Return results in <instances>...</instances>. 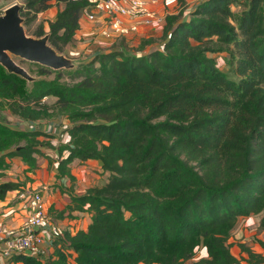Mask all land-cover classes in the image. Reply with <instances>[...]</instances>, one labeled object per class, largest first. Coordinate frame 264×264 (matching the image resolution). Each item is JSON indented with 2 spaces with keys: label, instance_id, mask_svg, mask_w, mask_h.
<instances>
[{
  "label": "trees",
  "instance_id": "16d2710c",
  "mask_svg": "<svg viewBox=\"0 0 264 264\" xmlns=\"http://www.w3.org/2000/svg\"><path fill=\"white\" fill-rule=\"evenodd\" d=\"M21 1L29 29L51 0ZM57 1L64 8L34 37L49 35L59 54L75 60L64 50L78 43L91 3ZM176 1L180 9L165 18L161 49L145 53L152 43L145 40L139 49L99 51L64 71L31 63L33 82L0 65V111L26 123H69L62 139L0 121V179L13 159L36 171L40 147L48 145L40 138H57L64 183L56 187L70 204L49 215L56 222L77 212L91 217L86 231H66L54 242L46 262L25 254L13 262L239 263L230 241L240 220L264 215V0ZM216 53L227 54L230 71L219 67ZM76 160L96 162L106 181L77 195ZM24 186L1 183L0 202ZM259 246L260 253L239 245L247 264H264V242ZM202 248L207 258L195 261Z\"/></svg>",
  "mask_w": 264,
  "mask_h": 264
},
{
  "label": "crops",
  "instance_id": "0c3cea01",
  "mask_svg": "<svg viewBox=\"0 0 264 264\" xmlns=\"http://www.w3.org/2000/svg\"><path fill=\"white\" fill-rule=\"evenodd\" d=\"M50 8L39 14L44 15L47 19V17H51L52 19L50 21H54L55 17L57 15V12L59 10H62L64 8L63 3H58L57 0H51L49 2ZM193 4H190L192 6ZM12 5H8L7 7H10ZM155 10L159 15L162 17H167L168 15L175 14L179 12V5L176 0H161L159 4H157L155 7ZM192 11V7L190 10L185 9L184 14L186 16L189 15V13ZM44 23V27L47 29L48 22ZM103 23L96 22L92 23L87 21L85 18H81L80 20V31L77 33L75 39L77 40V43L79 47L82 49L85 48H94V54L99 51H111V50H120L122 48H127L129 50L139 48L141 45V42L145 40H151L152 43L146 47L144 50L145 53L149 52L153 49H161L163 48V41L161 40L162 32L164 28V22L162 24H155L153 26H140L139 31L135 34H132L128 37L123 38H116V39H108L104 38L99 34L100 29L103 27ZM96 45V46H95ZM93 54V55H94ZM54 101L53 98L46 99V102L50 103ZM12 121H17L18 125L24 124L28 126H33L36 124H39L41 122H23L21 120H18L17 118H10ZM29 130V129H25ZM43 138V137H42ZM40 140L44 143H47L48 145L41 146V152L42 155L37 156V162H38V168L36 171L31 172L27 171L28 167L25 166L24 169L26 170V178L18 180L21 183H24V190H34L39 189L40 192L43 193V198L46 204V207L48 211L52 212H62L64 211L67 206L70 204V198L67 195L62 194L61 190L56 187L59 186L61 188V182L58 179V159L59 155L57 150H55V146L53 144V141L51 139L44 138V140ZM57 146V145H56ZM47 148V151H51L52 154L46 153L44 150ZM41 158L43 160L42 164H40ZM19 159H13L11 160V164H14ZM89 166H95L99 167L98 164L94 161L82 163L79 160L74 161L72 163V174L76 178L75 187H79L75 191V193L79 196L86 193V191L89 188H92L96 185L95 182L91 183L93 180L100 179L101 177L97 174H91L90 171H88ZM100 168V167H99ZM98 170L101 174H104V177L107 178V174L104 173V171L100 168ZM8 171V170H7ZM4 172V177L0 179V184L7 181H14L5 176L6 172ZM46 180L52 181L51 188H48L47 185H50L46 182ZM99 183V182H97ZM70 187V183L66 185V187ZM18 191H14L8 194L5 201L0 202V224H7L10 226L19 227L21 223L24 220L25 216V210L23 207V204L20 203L16 197H17ZM73 219L65 218L63 220H59V223L64 227V229L72 234H75L78 231L84 230L86 231L91 224V217L88 213H82L77 212L73 214ZM256 252L260 253L262 250ZM243 256V255H242ZM0 264H22V263H15L12 260L8 261L4 260L0 257Z\"/></svg>",
  "mask_w": 264,
  "mask_h": 264
},
{
  "label": "built area",
  "instance_id": "2783aa9c",
  "mask_svg": "<svg viewBox=\"0 0 264 264\" xmlns=\"http://www.w3.org/2000/svg\"><path fill=\"white\" fill-rule=\"evenodd\" d=\"M91 6L84 9L81 18L103 23L99 34L113 39L128 37L140 26L162 24L155 10L161 0H88ZM8 7L0 8V17ZM65 139L64 135H60ZM16 199L23 204L24 220L19 227L0 224V257L11 261L16 255H29L46 262L53 252L54 242L63 238L66 230L54 221L48 212L40 191H18Z\"/></svg>",
  "mask_w": 264,
  "mask_h": 264
},
{
  "label": "rangeland",
  "instance_id": "374dc122",
  "mask_svg": "<svg viewBox=\"0 0 264 264\" xmlns=\"http://www.w3.org/2000/svg\"><path fill=\"white\" fill-rule=\"evenodd\" d=\"M192 2L191 4H193ZM18 4L23 7V2L21 0H0V8H5L8 5H14ZM192 6H188V10L191 9ZM9 8V7H8ZM234 11H240L239 7L233 6ZM52 18L51 17H46L44 15L38 16V19L33 23L31 28H26V31L28 35H32L34 37L35 31L38 28L40 24H44L47 21H50ZM116 39V38H113ZM112 40V39H110ZM79 44V43H78ZM76 44L72 49H65V53L67 55L72 56L75 58L73 60V63L75 66H77L78 63L81 62H87L89 59L92 58V55L94 54V48L90 46V48H85L82 49L79 47V45ZM96 46V45H95ZM140 48V47H139ZM138 48V49H139ZM214 57L216 58L218 65L220 68H224L226 71L229 69L230 65V60L227 56L226 53H216L214 54ZM16 62L24 67L33 77H38L37 76V67L36 65H32L31 63L16 59ZM230 71V69H229ZM51 78H54V75L51 76ZM12 118L14 120V117H12L8 112L6 111H0V121L4 123H8L14 128H19V129H29V130H42L47 134H51L53 136H60L62 131L69 125L67 121L64 119H59L57 121L53 122H41L39 124L33 125V126H28V125H18L17 121H12L10 120ZM44 140V138H42ZM53 141L54 146L59 144V140L57 138L51 139ZM46 153L52 154L51 151H47V148L44 150ZM40 164H42L43 160L39 158ZM25 165L22 161L17 160L14 162V164L11 165V168L6 172L5 176L11 180L18 181L20 179H25L26 178V170L24 169ZM99 168V167H98ZM97 167L95 166H89L88 171L91 172V174H97L101 178L98 180H93L91 183L95 182L94 185H100L103 184L107 178L104 177V174H101L100 171L98 170ZM100 169V168H99ZM28 171V170H27ZM47 183L50 185H47L48 188H51L52 186V181L46 180ZM99 182V183H97ZM37 191H40L39 189H36ZM42 193V192H41ZM43 195V193H42ZM264 215L261 216H252L247 219H242L240 220L238 224L237 230L234 232L233 237L230 241L231 247H232V252L234 256L238 260V264H247V262L244 260L246 255L242 256L243 254L240 252L239 245H246L248 247H251L254 250L260 251V242H264V231L261 230L260 228V222L261 219ZM55 221V220H54ZM59 223V222H58ZM207 258V253L204 248L200 249L198 251L197 257L195 261H199L200 259Z\"/></svg>",
  "mask_w": 264,
  "mask_h": 264
},
{
  "label": "water",
  "instance_id": "95a60500",
  "mask_svg": "<svg viewBox=\"0 0 264 264\" xmlns=\"http://www.w3.org/2000/svg\"><path fill=\"white\" fill-rule=\"evenodd\" d=\"M22 6H10L0 17V65L9 73L27 82L35 78L16 59L37 64L53 71L70 70L73 60L59 54L49 43L50 36L42 38L29 36L21 16Z\"/></svg>",
  "mask_w": 264,
  "mask_h": 264
}]
</instances>
